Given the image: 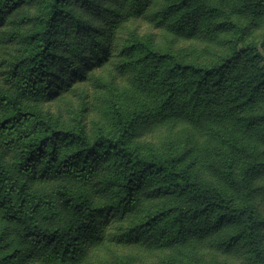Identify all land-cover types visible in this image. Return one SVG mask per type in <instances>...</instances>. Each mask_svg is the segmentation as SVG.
Wrapping results in <instances>:
<instances>
[{
  "label": "trees",
  "instance_id": "trees-1",
  "mask_svg": "<svg viewBox=\"0 0 264 264\" xmlns=\"http://www.w3.org/2000/svg\"><path fill=\"white\" fill-rule=\"evenodd\" d=\"M0 264H264V0H0Z\"/></svg>",
  "mask_w": 264,
  "mask_h": 264
},
{
  "label": "rangeland",
  "instance_id": "rangeland-1",
  "mask_svg": "<svg viewBox=\"0 0 264 264\" xmlns=\"http://www.w3.org/2000/svg\"><path fill=\"white\" fill-rule=\"evenodd\" d=\"M157 256H158V254H157Z\"/></svg>",
  "mask_w": 264,
  "mask_h": 264
}]
</instances>
